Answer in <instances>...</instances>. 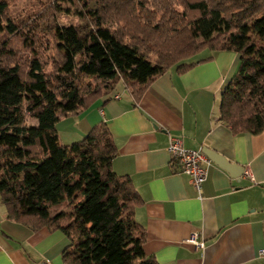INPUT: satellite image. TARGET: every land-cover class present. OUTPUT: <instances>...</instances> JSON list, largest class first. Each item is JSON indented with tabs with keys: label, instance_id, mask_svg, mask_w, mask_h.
I'll use <instances>...</instances> for the list:
<instances>
[{
	"label": "trees",
	"instance_id": "trees-1",
	"mask_svg": "<svg viewBox=\"0 0 264 264\" xmlns=\"http://www.w3.org/2000/svg\"><path fill=\"white\" fill-rule=\"evenodd\" d=\"M10 1L0 0L6 217L33 230L62 231L68 240L63 264H159L146 254L145 230L134 218L141 198L128 176L113 171L117 148L107 125L97 123L64 144L56 123L119 81L138 101L168 68L183 73L219 51H233L238 65L220 92L218 119L233 133L260 132L264 0H38L43 14L17 18L7 14ZM69 9L73 21L55 23ZM12 36H21L29 52L23 61L9 60ZM205 50L210 53L201 56Z\"/></svg>",
	"mask_w": 264,
	"mask_h": 264
},
{
	"label": "crops",
	"instance_id": "crops-1",
	"mask_svg": "<svg viewBox=\"0 0 264 264\" xmlns=\"http://www.w3.org/2000/svg\"><path fill=\"white\" fill-rule=\"evenodd\" d=\"M238 58L219 51L183 73L170 67L138 101L119 81L111 93L56 123L59 138L58 123L76 126L78 137L65 144L97 123L107 125L117 148L113 171L128 176L141 198L134 218L144 227L146 254L159 264H264L258 254L264 248V129L233 133L218 119L220 92ZM171 137L208 158L200 193L171 159ZM67 246L60 230H33L8 219L0 201V264H63Z\"/></svg>",
	"mask_w": 264,
	"mask_h": 264
},
{
	"label": "rangeland",
	"instance_id": "rangeland-1",
	"mask_svg": "<svg viewBox=\"0 0 264 264\" xmlns=\"http://www.w3.org/2000/svg\"><path fill=\"white\" fill-rule=\"evenodd\" d=\"M40 6H42V5L38 2V0H11L9 2L7 14L11 18H15V17L17 18V16L21 17V16H27V15H29V16L35 15L37 17V16H40V13L43 14V12H45V10H43V8L41 9ZM90 6L92 8H94L92 2H90ZM73 17L74 16L72 15V12L69 9L68 12L63 11L61 13H58V15L55 19V23L61 24V23L73 21ZM59 35H60V31L58 30L57 33L55 34L56 38H58ZM2 37L4 38L5 34L2 31H0V40ZM9 41H10V45L15 46L14 47L15 53L13 54V56L11 58H9L10 61H14V59H18V60L20 59L23 61L26 57L29 56V52L22 47L21 36H14V37L12 36L9 39ZM207 52L208 51L205 50V51L201 52L200 55L203 56ZM48 70L51 71V68L48 67ZM71 124H72L71 126H73V128L68 129V127H66V125L68 126V123H58V128H59L60 138H61L60 140H61V142L63 141L62 143H64V144H65V142L72 139L73 135H76L78 137V135L76 134L77 131L74 130V129H76V126L74 125V123H71ZM76 141H78V140H76Z\"/></svg>",
	"mask_w": 264,
	"mask_h": 264
},
{
	"label": "built area",
	"instance_id": "built-area-1",
	"mask_svg": "<svg viewBox=\"0 0 264 264\" xmlns=\"http://www.w3.org/2000/svg\"><path fill=\"white\" fill-rule=\"evenodd\" d=\"M167 151L171 159L178 163L179 171L189 177L190 183L200 193L209 165V160L204 152L201 149L185 148L182 140L178 137L170 138ZM190 241L195 243L193 239H190ZM258 254L264 256V248L260 249Z\"/></svg>",
	"mask_w": 264,
	"mask_h": 264
},
{
	"label": "water",
	"instance_id": "water-1",
	"mask_svg": "<svg viewBox=\"0 0 264 264\" xmlns=\"http://www.w3.org/2000/svg\"><path fill=\"white\" fill-rule=\"evenodd\" d=\"M207 156H210V154H209V153H207Z\"/></svg>",
	"mask_w": 264,
	"mask_h": 264
}]
</instances>
